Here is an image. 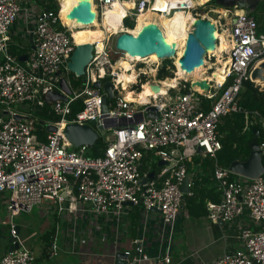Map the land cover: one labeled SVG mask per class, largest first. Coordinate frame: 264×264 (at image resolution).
I'll list each match as a JSON object with an SVG mask.
<instances>
[{
  "label": "built area",
  "instance_id": "obj_1",
  "mask_svg": "<svg viewBox=\"0 0 264 264\" xmlns=\"http://www.w3.org/2000/svg\"><path fill=\"white\" fill-rule=\"evenodd\" d=\"M25 1L0 0V194L5 195L3 207L9 217L6 225L12 246L17 245L0 257V264L35 263L36 257L20 241L13 219L44 202L60 214L71 213L78 205L90 206L97 215L115 218L124 214L126 205L142 208L144 215L156 211L167 229L166 241H171L185 196L181 187L188 177L187 162L197 155L215 159L221 150L217 128L223 117L243 114L246 127L258 117L257 112L245 111L238 100L254 65L264 59V28L251 13L237 14L242 8L236 5L231 10L223 9L221 31L229 48L218 51L221 41L215 38L214 51L203 58L202 67L209 74L200 79L209 78L222 61L227 63L223 81H207L206 91L200 93L189 87L187 93L173 97H167L171 87L163 86L164 80L146 82L149 86L158 85L160 91L165 88V95L151 92L146 103L128 101L119 91L108 36L101 49L91 44L92 58L84 70L82 85L73 89L69 79L67 95L59 82L63 72H68L67 63L76 46L71 30L62 25L59 9L55 12ZM96 1L102 11L116 0ZM117 1H132L134 7L129 12L133 14L154 9V0ZM185 6L190 12L198 8ZM19 18L26 26H32L27 30L32 49L25 55V62L9 51L10 30ZM215 29L219 34L218 27ZM105 80L113 83L114 90L113 98L106 101L107 111L102 113ZM96 82L100 88L94 87ZM51 93L62 94L66 100L49 101ZM45 105L59 120L43 126L45 140L40 141L35 128L38 122L29 110ZM24 106L27 117L17 121V109ZM149 106L155 109L153 119L146 117ZM205 106L207 109H203ZM138 115H142L141 121ZM67 124L91 126L105 144L103 154L92 158L87 154L90 147L74 148L61 134ZM49 125L57 131L49 132ZM99 132L103 135L99 136ZM259 149L263 154L264 145ZM146 153L163 165L153 172V179L141 183L150 173L141 170ZM233 176L228 168L214 166L213 180L220 201L206 202L207 219L213 224L231 223L247 214L253 223L264 222V173L252 180ZM187 187L190 189V183ZM63 192H68V197ZM65 203H69L68 209ZM236 238L240 249L224 253L212 264H264V231L254 232L246 227ZM141 243L140 239L134 240L125 249L126 264H150L154 260L144 254ZM60 250L54 239L50 257H56ZM160 260L170 264L168 253L161 259L157 257L156 261Z\"/></svg>",
  "mask_w": 264,
  "mask_h": 264
},
{
  "label": "crops",
  "instance_id": "obj_2",
  "mask_svg": "<svg viewBox=\"0 0 264 264\" xmlns=\"http://www.w3.org/2000/svg\"><path fill=\"white\" fill-rule=\"evenodd\" d=\"M29 1L33 4L32 0ZM238 10L244 12L242 9ZM258 23L261 25L260 22ZM22 24L23 26L20 27L19 25ZM31 27L30 24L26 26L23 19L19 18L10 30L9 49L18 58L26 55L20 54V52L27 45L30 46V50L32 49L31 37L27 32ZM260 27L264 28L262 25ZM223 36L221 35L220 38L223 39ZM217 48L218 51L225 50L222 46ZM220 63H224L225 66L227 64L222 61ZM25 109H27L25 106L22 107L20 110L23 112L18 111L16 114L27 117V113L24 114ZM203 109H207V107L205 106ZM248 127L245 125V129ZM145 156L142 162L145 158H149V156ZM210 159L213 160V166L210 165ZM148 163L149 160L144 162L147 168L145 173L148 171L156 173L159 168V161L157 162V170H153ZM216 164L215 159L202 155L194 156L187 162L190 191L196 196L205 198L209 195V190L216 188L217 191L212 176ZM233 177L238 178L239 176L234 174ZM217 192L219 193V191ZM185 195H190V192ZM4 198L5 195L0 194V206L3 204ZM206 202L212 201L207 198ZM64 206L68 209L69 203H65ZM41 216L44 223L50 217L54 219V222L50 226L53 227L49 238L40 234L39 241L41 244L36 248L35 257H37V262L39 260H55L53 264H70L68 258L64 257L66 255L76 257L77 261L80 260V264H121L125 258H117V253L123 254L125 249L130 247L132 241L137 239L142 241L144 254L154 259L150 264H165L162 260L156 261V259L157 257L161 259L166 253L170 256V264H212L224 253H232L240 249L241 243L236 237L243 228L248 227L254 232L264 231V223H253L247 214L231 223L213 224L207 219V215H189L184 208V203L175 223L171 241H166L167 229L163 227L161 217L156 211H150L148 215H144L142 208L133 205H126L124 214L120 218H115L112 215H97L87 205H78L73 212L60 214L47 202ZM16 226L19 236V224ZM29 238H26L27 240L21 238L23 245ZM54 239L57 240L61 250L56 257L52 258L50 257V248ZM10 246H12L11 238L5 246L6 250L0 253V257L8 251ZM28 248L31 250L30 246ZM46 249L47 252L44 253Z\"/></svg>",
  "mask_w": 264,
  "mask_h": 264
},
{
  "label": "water",
  "instance_id": "obj_3",
  "mask_svg": "<svg viewBox=\"0 0 264 264\" xmlns=\"http://www.w3.org/2000/svg\"><path fill=\"white\" fill-rule=\"evenodd\" d=\"M224 6L236 5L242 8L247 0H214ZM260 1V0H258ZM88 17V9L84 6L78 7L74 12V18L80 21H86ZM216 32L215 25L209 19L199 18L197 23L192 28V31L187 35L185 41V47L183 55L179 59V66L187 74H191L196 68L203 66V58L207 52H212L215 49V37ZM116 48L119 51H123L130 56L146 58L151 55L156 56L159 59H167L175 55L174 47L165 46L163 43V33L160 27L157 25H151L144 28L137 36L128 34H121L116 41ZM92 45L85 43L82 45H76L67 63V70L75 77H83L84 70L89 64L92 58ZM26 57L19 58L20 62H25ZM173 65V64H172ZM174 66V65H173ZM249 81L258 88L260 92H264V59L258 61L249 74ZM193 85L200 87L201 89H209V85L205 81L197 80ZM59 87L65 94H70V89L66 81L61 78ZM94 87L100 88L99 82L94 83ZM191 87V85H190ZM153 94H158L160 88L158 85L149 86ZM102 90L104 92L102 96V109L101 112L107 111L106 101L113 98L114 85L111 81L103 83ZM47 100L57 101L66 100L65 96L59 93H51L48 95ZM155 109L151 106L146 108V117L155 118ZM26 117L16 115L15 119L20 121ZM139 121L142 120V115H138ZM97 130L101 131L100 125H97ZM49 132H56L57 128L53 125L47 126ZM61 134L65 137L74 148L79 146L92 147L98 140V134L89 125H77L67 124L61 130ZM199 152V151H198ZM262 151L259 149V145L253 140L250 144V153L245 162H232L228 169L236 176L243 177L245 179H255L264 173V166L261 161ZM163 165L162 161H159L158 166ZM154 173L150 172L146 178H142L141 183H145L147 179H153ZM189 184V177H187L181 187V191L184 194H188L190 189L187 187ZM71 189V187H69ZM64 197H68V192H63ZM73 198V196L71 195ZM17 245L10 246L8 251L16 248ZM117 258H126L124 254L117 253ZM121 264H126L122 261Z\"/></svg>",
  "mask_w": 264,
  "mask_h": 264
},
{
  "label": "bare ground",
  "instance_id": "obj_4",
  "mask_svg": "<svg viewBox=\"0 0 264 264\" xmlns=\"http://www.w3.org/2000/svg\"><path fill=\"white\" fill-rule=\"evenodd\" d=\"M190 1L193 2V0H154V3L152 5V7L154 8L153 10H143L140 13L133 14L129 12L130 9L134 7L132 1H123L122 3H119L116 0L112 4L107 5L104 8V10H102V14L100 15L101 20L98 21V13L96 12L95 3L90 2V0H70V3L68 5H66L63 9L58 10L57 15L62 25L71 30V35L76 45H82L85 43L97 44L98 49H101L103 46V42L106 40L108 36H110V38L112 36L115 37L114 46H113L114 51L121 52L126 57L119 60L116 66L114 67V70H119V72H114V77H115L114 81H116V84L121 86V89L125 92L124 96L126 100L133 101V102H139V103H146L151 99L150 96L152 95L149 89V84L147 83L142 84L139 92L136 94H134L133 91L128 90L129 85L136 82V74H135L132 62L140 61L141 59L136 56L135 57L130 56L127 53H124L123 51H119L116 48L117 38L121 34L137 36L144 28L149 27L154 24L160 27V29L162 30L164 45L172 47L171 42H172L173 34H171L169 29H167V25H168L167 22L163 18H161L159 14L157 13L160 9L164 7L167 10H169L173 8L174 5H179L182 2H185L186 4H188V6L190 4L192 5ZM60 2L61 0H58V3ZM80 6H84L88 9V17L86 21H80L79 19L74 18V12ZM152 11H156V12H152ZM236 13L241 14L239 10H237ZM221 14H223V12ZM179 17L182 20L181 28L183 30H181L179 33L182 37V41L180 40L181 43L179 46L173 44L174 49H175V57L178 54H180L181 56L183 55V50L185 47V41H186L187 35L190 33V30L193 28L195 23H197L198 21V18L192 16L191 13H181ZM125 18L126 19L129 18L130 21H133L134 19H136V23H135L133 30L124 28L123 19ZM77 30L78 31L81 30L79 31V34H78L79 36L77 39L81 44L77 43L75 36L72 34V31H77ZM85 30H89V31L86 32ZM214 37L217 39L221 37V35H218L217 32H215ZM228 48L229 46L227 45L225 50H227ZM149 58L151 60L156 59L154 55H151ZM176 63H177L176 65L177 73H175V78L170 80V82L168 83L169 85H174V86L177 85V82L182 80L187 75V73L181 70L179 66V62H176ZM220 64L222 66L217 68L215 72L209 76V78L202 80V81L222 82L223 81L222 73L225 70V64L224 63H220ZM204 71H205L204 67H199V68H196L191 73V75H194L195 77L200 79L201 77L204 76L205 74ZM193 90L196 91L195 89ZM203 90L206 91L205 88ZM203 90H200L197 92L201 93L203 92ZM164 93L165 92L163 91V88H161L160 94L165 95Z\"/></svg>",
  "mask_w": 264,
  "mask_h": 264
},
{
  "label": "rangeland",
  "instance_id": "obj_5",
  "mask_svg": "<svg viewBox=\"0 0 264 264\" xmlns=\"http://www.w3.org/2000/svg\"><path fill=\"white\" fill-rule=\"evenodd\" d=\"M41 1L47 2L46 0H32L33 4L36 5L37 7L46 8V6L40 4ZM52 1L54 2L53 4H55L58 7V9H61V7L59 6L58 0H52ZM61 1H66V0H61ZM90 2L95 3L96 12L98 13V21H100L101 20L100 15H101L102 11L97 6V1L96 0H90ZM190 2L192 3V1H190ZM50 5L51 4L47 2V6H50ZM185 5H186V3L182 2L179 5H176V6L174 5L173 8H171L169 10H167L164 7L162 9H160L157 13V14H159V16L161 18H163L167 22V24H168L167 29H169L171 34H173V38H172V42H171L172 46H173V44L179 46L181 41H182V37L179 34L180 31L183 30L181 28V26H182L181 21L182 20L179 17V15L181 13H191L192 16H194L198 19L201 16L200 18H202V19L211 20L213 22V24L215 25V27L216 28L218 27V29H219V34H218V32H217V34L218 35H224L221 31L222 26H223V21L221 19V17H223V14H221V13L223 12L224 8L231 10V5L223 6L219 3L211 1V3L200 6L191 12L186 9ZM191 6H196V5L194 3ZM219 7H223V8H219ZM242 10L245 13L253 14V16L256 18V20L258 22H260V24L262 26H264V1L247 0L245 2L244 6L242 7ZM130 23L133 24V26H135L136 19H134L133 21H130ZM219 23H221V26L219 25ZM19 26L21 27V26H23V24L19 25ZM123 26H125V23H123ZM124 28H126V27H124ZM126 29H128V28H126ZM89 30H85V31L87 32ZM79 31H81V30H79ZM79 31L78 30L72 31V34L75 36L76 40L78 39ZM100 31H101V29H100ZM191 31H192V29L190 30V32ZM95 36H97V35H95ZM221 39H220L221 44L219 45V47L222 46L224 49H226V46L228 45V43L225 39V35L223 36V39L222 40ZM114 41H115V37H113V36L111 38H110V36L108 37V48L111 51V55L113 57V64H112L113 70H114V67L116 66L117 62L119 60H121L122 58L126 57L121 52L114 51V47H113ZM77 43L81 44L78 40H77ZM149 57L140 58L141 59L140 61H133L132 62L136 76L141 74V76L136 79L135 83H132L129 85L128 90H130V91L133 90L134 94H136L137 91L140 90V83L141 82H143L145 84L146 82L151 83L153 81H156V82L159 81L157 79L158 69L160 68V66L162 65L164 60H169V64L172 63L174 65L173 70L172 69L169 70V68H167V71L171 74V78L170 77L165 78L163 83H162L163 86L171 87V89H173V92H171V90H169L167 92V97H173L172 94L174 93V91H175L176 95L181 94L180 91L184 90V87L186 84H189V87L191 85V88L195 89L196 91L203 90L201 88H197L198 86L196 87L193 84L197 80L203 79L204 77L208 76L209 72H207V75L205 74V76L201 77L200 79H198L194 75L187 74L182 80L177 82V85H175V86L174 85H168V82H170L171 79H174L175 73H177V66H176L177 63L176 62H178L179 59L182 57L180 54H178L176 57L174 55L173 57H170L167 59H159L155 56L156 59L151 60ZM155 67L157 68V70L155 69ZM114 72H119V70H114ZM62 78L65 81H68L70 78L69 72H63ZM162 88H163V91L165 92V88L164 87H162ZM119 91L121 92L122 95L125 94V92L122 89H119ZM17 110L23 112V110H20V109H17ZM25 113L26 112H24V114ZM107 131L109 132L110 129H108ZM102 135H103V133L99 132V136H102ZM147 156H149V158H147V160H149L148 165L153 170H157V162L158 161L154 157H152V155L150 153H147ZM46 204H47V202H44L41 204L40 207L36 206L29 213H21L19 215V217H15L13 219V222L15 223V225L19 224V239H20V241H21V238H23L24 240H27L26 238L30 237L28 239V241H26L24 246H26L27 248L30 246L31 251L33 252L34 256L36 254V248H38V245L41 244V242L39 241L40 234L43 236V235H46V233H50L49 236H51V233H52V227L53 226L52 227H50V226L53 225L52 222H54V219L52 217L47 218L48 220L46 219V221L44 223V221H43L44 219H42V216H41V212H43V210H45ZM1 206H0V253L2 251L6 250L5 246L7 245L8 240L10 241V238H11L10 232H9V227L6 225V221L9 219V217L6 214V211H5V208L3 207V204H1ZM44 231H45V234H44ZM47 238H49V237H47ZM45 251L47 252V249ZM64 257L68 258V260L70 261L68 263H70V264H80V260L77 261L76 257H70L68 255H66ZM54 262H55V260H47V261H40L39 260V262H37V257H36V262L33 264H53ZM62 264H64V263H62Z\"/></svg>",
  "mask_w": 264,
  "mask_h": 264
},
{
  "label": "trees",
  "instance_id": "obj_6",
  "mask_svg": "<svg viewBox=\"0 0 264 264\" xmlns=\"http://www.w3.org/2000/svg\"><path fill=\"white\" fill-rule=\"evenodd\" d=\"M50 3V6H47V2L41 1L40 4L46 6V8L57 12L58 7L53 4L52 0H46ZM214 0H193L197 7L211 3ZM216 2V1H214ZM70 3V0L61 1L59 6L63 9L66 5ZM218 3V2H216ZM221 4V3H219ZM223 5V4H221ZM176 6V5H175ZM224 6V5H223ZM223 8V7H219ZM126 28L129 30L133 29V24L130 23L128 19L124 20ZM133 26V27H132ZM10 53L12 51L9 49ZM30 51V46H26L20 54H27ZM19 54V55H20ZM20 58V56H19ZM173 70L172 63L169 64V60H164L160 68L158 69L157 79L164 80L165 78H171V74L167 71ZM69 79L73 86V89H79L82 85V77H75L73 74L69 73ZM108 81V80H105ZM104 81V82H105ZM141 84H144L141 82ZM189 84H186L184 90L180 91L181 94H185L188 92ZM173 92V89H170ZM133 91V90H132ZM139 90L137 91V93ZM176 95L175 91L172 94ZM239 105L247 112H257L258 117L253 120V123L249 125L247 129H245V118L243 114H230L222 118L220 124L217 128V133L219 136V141L221 143V150L218 151L215 155L216 163L224 168H228L229 165L234 162H245L250 153V144L255 140V142L260 146L264 145V92H260L258 88H255L254 85L250 81H246L243 85V90L239 94ZM29 113L31 116L37 120L38 124L35 126L36 134L40 141L45 140V130L43 126L46 123H56L58 122V118L55 117L49 110L48 106L44 107H30ZM75 110V109H74ZM105 148V144L102 139H98L96 143L88 149V156L92 158L100 157L103 154ZM147 155V153L145 154ZM146 157V156H145ZM147 161L145 158L142 162V172L147 170L144 162ZM261 161L264 166V153L261 156ZM210 165L213 166V160L210 159ZM213 176V172H212ZM214 189V190H213ZM209 190V195L205 198L196 196L195 193L190 191V195H185L183 199L184 208L191 216H201L207 215L206 210V199L214 203H218L220 201V193L216 191V188ZM52 234V233H51ZM50 233H46V237H49ZM46 253V251H44Z\"/></svg>",
  "mask_w": 264,
  "mask_h": 264
}]
</instances>
